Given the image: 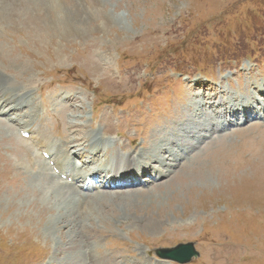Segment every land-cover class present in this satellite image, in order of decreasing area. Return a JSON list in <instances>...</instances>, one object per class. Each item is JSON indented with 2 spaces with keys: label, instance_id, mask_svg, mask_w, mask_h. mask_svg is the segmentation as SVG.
Listing matches in <instances>:
<instances>
[{
  "label": "rangeland",
  "instance_id": "1",
  "mask_svg": "<svg viewBox=\"0 0 264 264\" xmlns=\"http://www.w3.org/2000/svg\"><path fill=\"white\" fill-rule=\"evenodd\" d=\"M262 79L264 0H0L1 90L28 105L26 128L143 147L164 169L85 192L0 120V264H129L180 242L199 253L190 264H264V124L214 131L203 103L249 102Z\"/></svg>",
  "mask_w": 264,
  "mask_h": 264
},
{
  "label": "water",
  "instance_id": "2",
  "mask_svg": "<svg viewBox=\"0 0 264 264\" xmlns=\"http://www.w3.org/2000/svg\"><path fill=\"white\" fill-rule=\"evenodd\" d=\"M157 254L160 257L173 259L179 262H187L194 255H197V252L194 250L192 243L178 244L173 248H165L157 250Z\"/></svg>",
  "mask_w": 264,
  "mask_h": 264
},
{
  "label": "bare ground",
  "instance_id": "3",
  "mask_svg": "<svg viewBox=\"0 0 264 264\" xmlns=\"http://www.w3.org/2000/svg\"><path fill=\"white\" fill-rule=\"evenodd\" d=\"M58 1H59V0H58ZM60 1H63V2H65V3H68V2H69V0H60ZM13 2H14V1H13ZM16 2L18 3V1H16ZM16 2H15V4H17ZM84 2H85V4H86V2H87V3H91V2L93 3L94 0H84ZM19 5H20V4H19ZM11 6L13 7V10L17 8V7H15V6H13V4H12ZM48 6H49V5H48ZM89 8H93V4H92V6H89ZM26 9H27V8H26ZM19 10H20V9H19ZM33 10H34V9H33ZM35 10H36V9H35ZM11 11H12V10H11ZM14 12H15V11H14ZM26 12H27V10H26ZM38 12H39V11H38ZM31 13H32V12H31ZM21 14H22V13H21ZM34 14H35V13H34ZM13 15H14V14H13ZM15 15H16V14H15ZM39 15H40V14H39ZM39 15H38V16H39ZM31 16H32V15H31ZM38 18H39V17H38ZM38 18H37V19H38ZM24 19H26V18H24ZM33 20H34V17H33ZM24 22H25V21H24ZM34 22H35V21H34ZM35 23H36V22H35ZM1 86H4V83H1V82H0V87H1ZM4 95H7V93H4ZM12 97H13V96H10L9 99L11 100ZM13 109H14V108H13ZM24 115H25V114H24ZM26 116H27V115H26ZM77 144H78V143H77ZM166 148H167V147H166ZM168 150H169V149H168ZM163 152H164V151H163ZM146 158H148V159H149V158L152 159V160H149V161H151L150 164H153V162H155V159H156V158L153 159L154 156H150L149 154L146 155ZM162 161H163V160H162ZM169 164H170V163H169ZM167 166H168V165H167ZM167 168H168V167H167ZM167 168H166V169H167ZM163 170H164V169H163ZM160 174L163 175L162 173H160ZM163 176H164V175H163ZM163 176H162V177H163Z\"/></svg>",
  "mask_w": 264,
  "mask_h": 264
}]
</instances>
